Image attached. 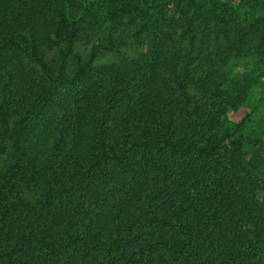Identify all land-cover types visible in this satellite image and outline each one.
I'll use <instances>...</instances> for the list:
<instances>
[{
	"label": "trees",
	"instance_id": "1",
	"mask_svg": "<svg viewBox=\"0 0 264 264\" xmlns=\"http://www.w3.org/2000/svg\"><path fill=\"white\" fill-rule=\"evenodd\" d=\"M263 100L264 0H0V264H264Z\"/></svg>",
	"mask_w": 264,
	"mask_h": 264
},
{
	"label": "rangeland",
	"instance_id": "2",
	"mask_svg": "<svg viewBox=\"0 0 264 264\" xmlns=\"http://www.w3.org/2000/svg\"><path fill=\"white\" fill-rule=\"evenodd\" d=\"M107 61V57H103L100 61ZM109 60V58H108ZM242 64V63H241ZM241 67V66H240ZM220 70L226 71L228 75V81L234 79V77L238 76L240 69L237 67V64H234L233 60H228L227 64L221 65ZM252 109L251 104L244 102L243 104L239 105L236 110H231L228 113L227 123L229 125L237 124L242 120V118L246 115V113L250 112ZM251 117H253V122H250V125L245 124L247 127L246 133L250 134L249 132L252 131V124L259 121L261 125L264 127V100L259 104L258 108L251 113Z\"/></svg>",
	"mask_w": 264,
	"mask_h": 264
}]
</instances>
